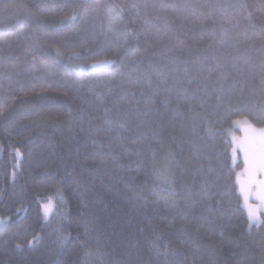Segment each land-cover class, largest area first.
Wrapping results in <instances>:
<instances>
[{
    "label": "trees",
    "instance_id": "16d2710c",
    "mask_svg": "<svg viewBox=\"0 0 264 264\" xmlns=\"http://www.w3.org/2000/svg\"><path fill=\"white\" fill-rule=\"evenodd\" d=\"M262 107L264 0H0V264H264Z\"/></svg>",
    "mask_w": 264,
    "mask_h": 264
},
{
    "label": "rangeland",
    "instance_id": "374dc122",
    "mask_svg": "<svg viewBox=\"0 0 264 264\" xmlns=\"http://www.w3.org/2000/svg\"><path fill=\"white\" fill-rule=\"evenodd\" d=\"M247 120L257 132H253L249 129L248 124L244 121ZM264 128V125H254L247 118H239L234 122L232 130L229 132L232 140V157L233 148H236V158L233 164L236 166V181L239 194L242 198L243 207L247 213L249 219V209L255 211L260 217V220H264V204L256 198L260 191L262 183H264V171L260 170L259 165L251 166L245 164V155L243 149L252 144L253 140L258 137V130ZM239 131V132H238ZM243 189V191H242ZM248 195V199H245V195ZM253 224V225H261Z\"/></svg>",
    "mask_w": 264,
    "mask_h": 264
},
{
    "label": "snow or ice",
    "instance_id": "6c2138e0",
    "mask_svg": "<svg viewBox=\"0 0 264 264\" xmlns=\"http://www.w3.org/2000/svg\"><path fill=\"white\" fill-rule=\"evenodd\" d=\"M127 45V40H125L124 44L121 45L122 48H125ZM133 59H135V54H133ZM106 63H114V61H107ZM95 66V65H94ZM33 67H35L33 65ZM261 115H264V107L261 108ZM245 124H248L249 129L253 132H257V130L247 121H244ZM245 155V164L256 166L259 165L260 170L264 171V128L258 130V137L253 140L252 144L243 149ZM19 155V153H17ZM236 158V148H233V161L235 162ZM243 191V189H242ZM256 198L264 204V183H262L260 191L258 192ZM245 199H248V195H245ZM47 212V209L45 210ZM249 225L259 224L264 221L260 220V217L257 213L251 209H249ZM19 247V245H17Z\"/></svg>",
    "mask_w": 264,
    "mask_h": 264
}]
</instances>
